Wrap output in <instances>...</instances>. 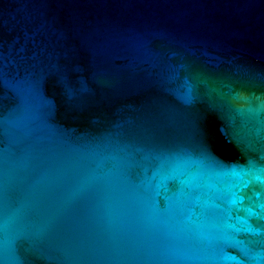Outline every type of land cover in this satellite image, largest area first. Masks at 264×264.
<instances>
[{"label": "water", "instance_id": "1", "mask_svg": "<svg viewBox=\"0 0 264 264\" xmlns=\"http://www.w3.org/2000/svg\"><path fill=\"white\" fill-rule=\"evenodd\" d=\"M0 264H264V0H0Z\"/></svg>", "mask_w": 264, "mask_h": 264}]
</instances>
